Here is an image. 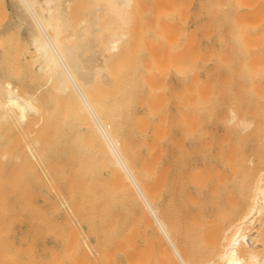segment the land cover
<instances>
[{
    "label": "bare ground",
    "instance_id": "bare-ground-1",
    "mask_svg": "<svg viewBox=\"0 0 264 264\" xmlns=\"http://www.w3.org/2000/svg\"><path fill=\"white\" fill-rule=\"evenodd\" d=\"M10 1L14 3L16 13L7 21L8 26L0 25V34L16 29L17 43L24 45L23 58L28 66L36 74L47 76V80H56L57 92L64 94L65 100L76 103V107L68 109L66 105V108L70 112L75 107L74 111H79V121L75 116L71 122L79 125L81 120L82 124L76 130L77 125L65 119L66 124L72 125L68 127L69 133L73 131L72 134L79 137L82 153L85 149L92 150L93 158L97 160L71 166L80 200L74 206L68 201V207L72 206L75 215L82 219L86 211L91 214V206L96 201L105 205L108 216L117 215L113 209L119 208L122 217L120 233L109 234L107 230L96 244L85 242L86 235L82 236L65 217L68 230L64 235V258L59 264H264V250L257 243L262 236L260 225L264 223V170L253 183L247 209L235 223L222 231L215 223L219 220L217 212H202L194 218L200 227L198 232L188 233L182 226L188 224L191 215L182 209L171 212V204L168 207L175 195L172 181L175 169L172 163L164 165L160 161L155 142L157 128H152L148 134L150 127L147 128V124L151 122L147 114V120L143 118L144 114L143 117L135 115L137 146H131L126 140L121 143L112 122L102 116L103 107L92 98L90 86L93 80L111 87L123 77L115 62L118 55L123 52L127 55L133 47L134 33L129 28L132 0H87L85 10L77 19L68 10L73 0ZM189 9L192 22L185 27L182 14L185 11L188 14ZM158 11L163 20L142 34V48L146 52L141 59V74L145 82L142 83L147 87L151 86L155 66L158 68L162 63L163 52L155 49L161 48L164 40L170 44V47L165 46L170 48L166 52L173 67L183 71V76L190 80V99L193 100L208 99L217 94L207 80L200 79L201 70L208 74L212 67L228 65L264 70V0H167ZM106 15L109 17L105 18ZM104 18L109 22H103ZM209 34L215 45L205 42ZM101 42L102 48H97ZM31 51L34 53L29 54ZM258 85L254 84V88ZM257 92L261 93L260 90ZM153 99L150 95L147 102L142 100L150 111H153ZM67 109L63 111L65 118L71 113H67ZM38 111L32 94H20L10 81L5 80L4 84L0 81L1 133L2 124L10 118L22 122L29 119L28 113L37 114ZM232 113L234 124L241 130L250 128L252 120ZM38 115L41 119V114ZM262 126V123L256 125ZM20 151L23 153L22 149ZM20 151L18 155L11 153L17 157V160L12 157L13 160L21 159L30 173L40 178L33 168V159L31 161L33 156L38 159L40 152L29 145L27 154L32 156L25 153L20 158ZM80 155L78 157L86 158L84 154ZM87 158L92 159V156ZM248 161L252 162V158ZM215 173L216 168L206 164L197 170L193 168L191 182L201 192L210 185L209 194L218 195V176L216 182L212 180ZM177 174H181L179 168ZM91 180L95 188H92ZM64 203L67 209L66 200ZM85 203H89V208L83 206L82 211H86L81 212V216L79 212ZM92 217H89V223ZM88 231L93 230L88 227ZM15 254V249L4 250L0 264H38L31 256L20 261Z\"/></svg>",
    "mask_w": 264,
    "mask_h": 264
},
{
    "label": "rangeland",
    "instance_id": "rangeland-1",
    "mask_svg": "<svg viewBox=\"0 0 264 264\" xmlns=\"http://www.w3.org/2000/svg\"><path fill=\"white\" fill-rule=\"evenodd\" d=\"M166 1L132 0V6L129 7L132 13L129 28L134 33L131 41L134 48L132 47L127 55L125 52L118 55L115 62L123 77L111 87L93 80L90 86L92 98L98 106L103 107L102 116L112 122L120 142L130 141L129 144L133 147L137 146L135 142L138 136L135 134V115H145L143 118L147 120V114L151 122L147 124V128H151L147 129V133L157 128L155 142L161 163H172L175 169V178L172 180L175 195L174 200L168 203V207L170 204L172 207L170 211L182 209L191 215L188 224L184 223L182 226L188 233L198 232L200 227L194 221L198 214L217 212L219 220L215 223L223 231L235 223L247 209L253 183L259 172L264 170V126L256 127L257 124H264V70H253L238 65L212 67L208 74L201 70L200 79L207 80L217 94L208 99L193 100L190 99V80L183 76V71L173 67L169 53L166 52L170 49V44L164 40L161 48L152 47L157 51L162 50V63L158 68L152 63L155 66L154 78L150 80L151 86L147 87L141 74V59L146 52L142 48V34L144 30L157 26L163 20L158 10ZM86 4L87 0L71 1L68 8L70 15L77 19L85 10ZM190 12L191 9L188 14L186 11L181 13L184 16L182 25L185 27L192 22ZM15 13L13 2L0 0V25L8 26L7 21L11 20ZM108 17L106 15L105 18ZM105 18L103 22H106ZM17 40L14 28L9 33L0 34V81L3 84L5 80L10 81L20 94H32L40 109L38 113L41 114V119L38 113H28L29 119L25 121L10 118L2 124L0 257L4 250L15 249V257L20 261H25L31 256L38 264H59L64 258L63 242L68 230L65 217L81 235H86L85 242L94 244L97 239L103 238L99 236H103L107 230L109 234L120 233L122 217L119 208L113 209L117 215L108 216L105 205L96 201L93 202L91 211L89 209L90 215L86 214V210L82 211L83 206L89 208V203L82 205L79 213L86 211L84 215L81 214L82 219L72 210V206L78 203L80 197L79 186L73 179L71 166L78 162L92 163L97 160L93 158L94 151L85 149L84 153L81 152L83 147L79 144V137L72 134L73 129L69 133L71 119L78 117V110L74 111L76 103L71 99L65 100L64 94L57 92L56 80H47V76L36 74L28 66L23 58L24 45L20 46L22 43L18 44ZM205 42L208 45L216 43L210 34ZM102 46L101 42L97 48ZM153 49L152 52L156 53ZM32 53L34 52L29 54ZM28 63L30 65V62ZM254 84H259L256 89ZM147 94L154 98L153 111L147 109V104L142 102L148 101ZM66 105L68 109L75 106L70 112H75L76 115H71ZM64 108L70 113L66 114V118L63 114L66 110ZM233 111L237 117L244 116L252 120L250 128L243 131L238 124H234ZM67 115L69 118L71 115V118ZM65 119L71 123L67 125ZM37 120H40L39 124ZM80 122L78 123L81 126ZM29 145L38 150L37 153L40 152L38 159L30 157L40 178L30 173L26 168L27 164L21 163V159L16 161L15 155H18L21 149L23 153L20 151V158L27 154ZM3 152L7 154L2 157ZM11 153L15 155L12 156ZM80 154H84L86 158L78 157ZM88 155H91L92 159L87 158ZM14 156L16 160H13ZM249 158H252V162L248 161ZM204 164L217 170L212 180L215 181L218 176V195L209 194L210 185L201 192L191 182V169L197 170ZM178 168L180 175L177 174ZM90 182L92 188H95L94 182ZM68 201L71 207H68ZM90 216H93L91 223L88 221ZM88 227L93 231H88ZM260 231L262 236L257 239V243L260 244L261 250H264V223L260 225Z\"/></svg>",
    "mask_w": 264,
    "mask_h": 264
}]
</instances>
